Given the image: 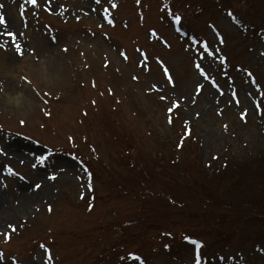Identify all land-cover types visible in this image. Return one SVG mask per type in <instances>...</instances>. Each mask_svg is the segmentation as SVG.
Masks as SVG:
<instances>
[{
	"label": "rangeland",
	"instance_id": "rangeland-1",
	"mask_svg": "<svg viewBox=\"0 0 264 264\" xmlns=\"http://www.w3.org/2000/svg\"><path fill=\"white\" fill-rule=\"evenodd\" d=\"M0 16V264H264V0Z\"/></svg>",
	"mask_w": 264,
	"mask_h": 264
},
{
	"label": "bare ground",
	"instance_id": "bare-ground-1",
	"mask_svg": "<svg viewBox=\"0 0 264 264\" xmlns=\"http://www.w3.org/2000/svg\"><path fill=\"white\" fill-rule=\"evenodd\" d=\"M12 7H13L12 5H8L6 9L5 10L3 9V10L5 11L6 15L9 14V16L14 17V13L12 12L13 11ZM8 20L10 21L9 17H8ZM15 105H16V109H22V106L25 104H23V101L18 99ZM38 185L39 187L32 186V188H29L30 190L27 189L25 191L24 189H22L20 191L19 195L17 196V200L19 201V204L17 205V207L19 210L25 212L26 209L30 208L31 204L34 201H37L40 198L41 192L47 189L48 187L47 180L45 179L44 181L40 182Z\"/></svg>",
	"mask_w": 264,
	"mask_h": 264
},
{
	"label": "snow or ice",
	"instance_id": "snow-or-ice-1",
	"mask_svg": "<svg viewBox=\"0 0 264 264\" xmlns=\"http://www.w3.org/2000/svg\"><path fill=\"white\" fill-rule=\"evenodd\" d=\"M96 2L99 3L100 0H96ZM137 2H139V0H137ZM31 3L35 4V3H36V0H31ZM112 7H116V5L113 4ZM229 14L231 15V13H229ZM175 19H176L177 21H179L181 18H180L179 16H176ZM0 23H4V19H3L2 16H0ZM109 23H111V21H109ZM7 35H9V36H14V34L11 33V32H8ZM16 51H17L18 53L21 52L20 46H19L18 44L16 45ZM121 55H124V54L121 53ZM125 59H127L126 56H125ZM196 66H197V68H200V65H196ZM165 73L167 74V69H165ZM201 74H203V70H202V69H201ZM169 80H171V77H169ZM169 110H171V109H169ZM41 159H42V158H41ZM52 179H55V177H52ZM37 187H39V185H37ZM10 227H11V226H10ZM13 230H14V229H13ZM5 235H6V237H7V234H5ZM186 239H187V237H186ZM192 243H193V244H197V245L199 244V242H197V241H192ZM42 247H43V246H42ZM196 264H200V256H199V252H197V254H196Z\"/></svg>",
	"mask_w": 264,
	"mask_h": 264
}]
</instances>
